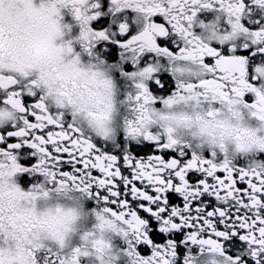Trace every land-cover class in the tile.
I'll return each instance as SVG.
<instances>
[{"label": "snow or ice", "instance_id": "obj_1", "mask_svg": "<svg viewBox=\"0 0 264 264\" xmlns=\"http://www.w3.org/2000/svg\"><path fill=\"white\" fill-rule=\"evenodd\" d=\"M0 264H264V0H0Z\"/></svg>", "mask_w": 264, "mask_h": 264}]
</instances>
